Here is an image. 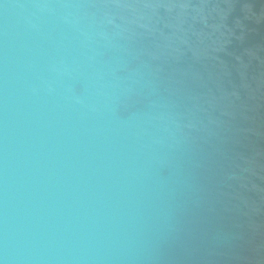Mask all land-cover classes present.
Returning a JSON list of instances; mask_svg holds the SVG:
<instances>
[{
	"label": "water",
	"instance_id": "1",
	"mask_svg": "<svg viewBox=\"0 0 264 264\" xmlns=\"http://www.w3.org/2000/svg\"><path fill=\"white\" fill-rule=\"evenodd\" d=\"M0 264H264V0H0Z\"/></svg>",
	"mask_w": 264,
	"mask_h": 264
}]
</instances>
